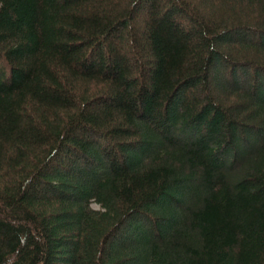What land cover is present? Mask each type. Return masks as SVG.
I'll use <instances>...</instances> for the list:
<instances>
[{
  "label": "trees",
  "instance_id": "trees-1",
  "mask_svg": "<svg viewBox=\"0 0 264 264\" xmlns=\"http://www.w3.org/2000/svg\"><path fill=\"white\" fill-rule=\"evenodd\" d=\"M0 264H264V0H0Z\"/></svg>",
  "mask_w": 264,
  "mask_h": 264
}]
</instances>
